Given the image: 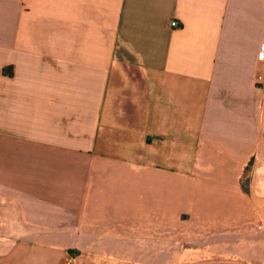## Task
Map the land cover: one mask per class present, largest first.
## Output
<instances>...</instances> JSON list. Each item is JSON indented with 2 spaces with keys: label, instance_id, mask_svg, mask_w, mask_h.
<instances>
[{
  "label": "crops",
  "instance_id": "0c3cea01",
  "mask_svg": "<svg viewBox=\"0 0 264 264\" xmlns=\"http://www.w3.org/2000/svg\"><path fill=\"white\" fill-rule=\"evenodd\" d=\"M107 127L151 142L105 152ZM246 169L264 172V0H0V264H165L202 214L255 240Z\"/></svg>",
  "mask_w": 264,
  "mask_h": 264
},
{
  "label": "rangeland",
  "instance_id": "374dc122",
  "mask_svg": "<svg viewBox=\"0 0 264 264\" xmlns=\"http://www.w3.org/2000/svg\"><path fill=\"white\" fill-rule=\"evenodd\" d=\"M102 134H107L108 140L104 142L100 149L107 151H111L112 153H129L133 154L136 157L138 151L146 144H150L151 137L144 134H129L125 130H121V128H112L107 127L104 129ZM143 145V146H142ZM197 162L200 161L199 157H196ZM255 178V180H254ZM254 178L251 174L246 171L240 177L241 188L244 192L249 194V189L251 187V182H263L264 181V172L257 173L254 175ZM261 180V181H260ZM257 187L251 191L264 195V189H260L262 184H257ZM258 199H263L261 196H256ZM252 208L250 206V211L252 212ZM254 209V208H253ZM255 213H252V220L241 222L239 224L241 231L252 232L243 235H254L256 232L255 240L250 239H240L239 243L235 244L232 242L230 238H224L223 240L215 239L214 236L217 231L226 233L231 232L232 222H215V221H203V214L201 222H191V226L189 224H184L182 227H178L176 230V251L175 253H169L165 255L166 260L165 264H251L248 263V250L251 251H262L264 252V220L258 218V214H260L259 208L255 207ZM225 216L230 214V210L223 213ZM256 215V216H255ZM212 216L209 219H212ZM227 217V216H226ZM222 228H219L221 227ZM190 237V240L189 238ZM21 239H16L19 241ZM191 244V248L183 249V245ZM188 244V245H189ZM185 248V247H184ZM164 255V254H163ZM161 254V257H163ZM155 256V255H154ZM261 256V254H260ZM65 262L64 264H75L73 261V255L65 254ZM151 255H144L143 263L151 264ZM162 259V258H161ZM146 262V263H145ZM256 264H262L256 262Z\"/></svg>",
  "mask_w": 264,
  "mask_h": 264
},
{
  "label": "built area",
  "instance_id": "2783aa9c",
  "mask_svg": "<svg viewBox=\"0 0 264 264\" xmlns=\"http://www.w3.org/2000/svg\"><path fill=\"white\" fill-rule=\"evenodd\" d=\"M171 27H176L177 26V23H175V22H171Z\"/></svg>",
  "mask_w": 264,
  "mask_h": 264
}]
</instances>
